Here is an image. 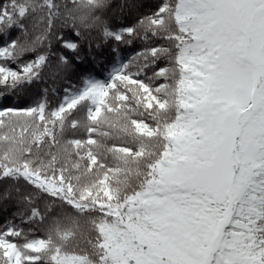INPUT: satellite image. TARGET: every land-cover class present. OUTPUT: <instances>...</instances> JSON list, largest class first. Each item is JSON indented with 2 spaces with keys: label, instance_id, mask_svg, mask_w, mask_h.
I'll use <instances>...</instances> for the list:
<instances>
[{
  "label": "snow or ice",
  "instance_id": "snow-or-ice-1",
  "mask_svg": "<svg viewBox=\"0 0 264 264\" xmlns=\"http://www.w3.org/2000/svg\"><path fill=\"white\" fill-rule=\"evenodd\" d=\"M111 5L0 0V264H264V0Z\"/></svg>",
  "mask_w": 264,
  "mask_h": 264
},
{
  "label": "trees",
  "instance_id": "trees-1",
  "mask_svg": "<svg viewBox=\"0 0 264 264\" xmlns=\"http://www.w3.org/2000/svg\"><path fill=\"white\" fill-rule=\"evenodd\" d=\"M121 3V0H112V5L109 8V11L106 13L107 19L110 21L112 25H126L127 18L124 14H122L119 11V4ZM142 44L139 41H136L134 43H130L127 46L122 47L121 55H120V61H126L128 58L133 56L137 51L142 50ZM110 70V69H109ZM108 76L107 71H103L101 69L97 70L96 78L100 80L106 79ZM81 136H86L87 134L81 130L80 133ZM111 143V142H109ZM42 235V234H37Z\"/></svg>",
  "mask_w": 264,
  "mask_h": 264
}]
</instances>
